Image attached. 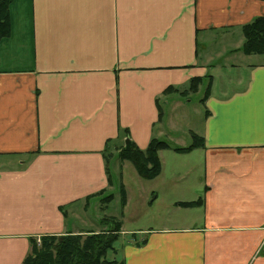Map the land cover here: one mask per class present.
Wrapping results in <instances>:
<instances>
[{
  "label": "crops",
  "instance_id": "crops-1",
  "mask_svg": "<svg viewBox=\"0 0 264 264\" xmlns=\"http://www.w3.org/2000/svg\"><path fill=\"white\" fill-rule=\"evenodd\" d=\"M9 16L0 42V264H22L41 237L86 235L69 214L114 187L107 145L124 144L123 131L141 150L163 141L176 126L163 103L173 107L179 95L166 90L207 75L203 145L174 157L197 152L201 188L171 200L186 212L177 220L132 231L122 223L133 240L122 259L264 264V55L240 51L242 27L264 16V0H13ZM201 42L221 47L215 65L200 56ZM182 167L167 173L172 187ZM200 196V207L174 205Z\"/></svg>",
  "mask_w": 264,
  "mask_h": 264
},
{
  "label": "rangeland",
  "instance_id": "rangeland-1",
  "mask_svg": "<svg viewBox=\"0 0 264 264\" xmlns=\"http://www.w3.org/2000/svg\"><path fill=\"white\" fill-rule=\"evenodd\" d=\"M12 9L15 10L14 6H12ZM220 48V46L217 47L213 46V44L201 42L199 54L201 57L203 56L202 54H208V57L213 59L210 64L215 65L218 54L222 52ZM203 93L204 85H201L196 93L188 92L180 96L173 94V100L178 102L173 107L163 103L164 121L168 122L171 118L170 120L176 125L166 132L167 135H165L163 141L171 146L188 147L192 143L191 133L202 138L199 134L201 133V119L204 111L200 103ZM179 114H182L187 120L177 118ZM195 153L197 152L186 158L178 159L174 158L178 156L171 150L163 151L161 158L164 164V172L159 178L148 181L142 179L136 173L131 163L127 161L120 162L117 159L115 149L110 151L106 162L107 173L112 176L114 187L105 195L93 199L88 209L82 210L78 206L75 214H69L71 216L69 217L70 221H73L72 224L70 223L71 227L77 232H86L87 235L89 231L104 229L95 219L100 221L103 217H114L123 223L125 231H132L138 228L157 226L160 220L159 217H162L161 220L164 221L177 220L183 217L186 212L175 208L171 200L177 198L184 199L185 197H188V200L195 198V193L201 188L202 167L199 162L194 160V157H196ZM181 162L184 164V167L180 170V175H178V179L175 180L172 187L168 182L167 173L171 171L173 166L179 165ZM120 184L124 185L126 207H122L120 203ZM108 194L113 195V200L109 203L106 200H102ZM157 195L159 196L157 201L152 203L154 196ZM171 196L172 198L170 199ZM91 223H94L95 226ZM132 241L130 236L120 235L119 241L115 244L117 249L115 258L118 262L122 260V247L126 242ZM134 241L136 243L140 242L139 239H135ZM111 257L113 256L109 254V258Z\"/></svg>",
  "mask_w": 264,
  "mask_h": 264
},
{
  "label": "trees",
  "instance_id": "trees-1",
  "mask_svg": "<svg viewBox=\"0 0 264 264\" xmlns=\"http://www.w3.org/2000/svg\"><path fill=\"white\" fill-rule=\"evenodd\" d=\"M13 0H0V42L9 37L11 33V22L9 8ZM243 44L240 51L245 55H264V16L255 18L252 22L242 27ZM205 85L204 98L210 92L211 77L194 78L190 81L188 89L177 91L168 88L167 93L178 92L179 95L196 93L199 86ZM127 136L124 144L118 146L117 159L120 162H129L136 173L144 180H153L161 173V161L159 152L171 150L177 154H189L195 149L202 147L203 138L191 133L192 143L188 147L171 146L165 141L152 138L145 150L139 149ZM110 146L107 145L105 152L109 153ZM108 155V154H107ZM120 203L126 205L125 189L120 184ZM113 195L108 194L102 198L107 203L112 201ZM180 208H196L203 205V197L195 201L177 202L174 204ZM63 210V209H62ZM99 224L104 227L99 232H90L86 236L68 232L60 236H44L31 242V248L22 264H124L123 259L118 262L115 258L117 249L115 244L122 235V223L114 217H103ZM133 236V235H132ZM138 242L137 244H140ZM109 254L113 257L109 258Z\"/></svg>",
  "mask_w": 264,
  "mask_h": 264
},
{
  "label": "built area",
  "instance_id": "built-area-1",
  "mask_svg": "<svg viewBox=\"0 0 264 264\" xmlns=\"http://www.w3.org/2000/svg\"><path fill=\"white\" fill-rule=\"evenodd\" d=\"M38 242H39V240H38Z\"/></svg>",
  "mask_w": 264,
  "mask_h": 264
}]
</instances>
